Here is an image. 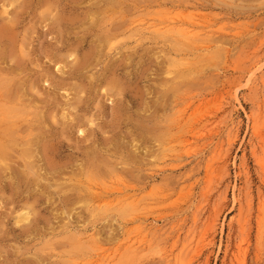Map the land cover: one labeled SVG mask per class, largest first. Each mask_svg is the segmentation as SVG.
<instances>
[{
    "label": "rangeland",
    "instance_id": "rangeland-1",
    "mask_svg": "<svg viewBox=\"0 0 264 264\" xmlns=\"http://www.w3.org/2000/svg\"><path fill=\"white\" fill-rule=\"evenodd\" d=\"M10 1L0 264H264V0Z\"/></svg>",
    "mask_w": 264,
    "mask_h": 264
},
{
    "label": "bare ground",
    "instance_id": "bare-ground-1",
    "mask_svg": "<svg viewBox=\"0 0 264 264\" xmlns=\"http://www.w3.org/2000/svg\"><path fill=\"white\" fill-rule=\"evenodd\" d=\"M105 1H106V0H105ZM108 1H110V0H108ZM98 2H99V1H98ZM10 3L13 4V3H14V0H11ZM16 5H17V4H16ZM4 11L7 12L6 9H4ZM11 12H12V10H11ZM99 12H100V11H99ZM8 14H9V11H8ZM13 14H14V13H13ZM13 14H12V15H13ZM108 14H109V13H108ZM111 14H112V13H111ZM115 14H121V13H115ZM95 15H96V14H95ZM103 15H106V14H103ZM112 15H113V14H112ZM15 16H16V15H15ZM108 16H109L108 19H110L111 16H110V15H108ZM92 17H94V16H92ZM100 17H101V16H100ZM89 18H90V17H89ZM98 18H99V17H98ZM106 18H107V17H106ZM83 19H84V18H83ZM90 19H91V18H90ZM100 19H101V20H104L103 18H99V20H100ZM115 19H116V18H115ZM56 20H58L57 17H56ZM96 21H97V20H95V22H96ZM57 22H58V21H57ZM80 22H81V21H80ZM90 22H91V21H90ZM103 22H104V21H103ZM115 22H116V21H115ZM97 23H98V21H97ZM120 23H122V21H121ZM87 24H89V23H87ZM90 24H92V22H91ZM100 24H101V23H100ZM114 24H115V23H114ZM83 25H84V24H83ZM98 25H99V24H98ZM88 26H89V25H88ZM115 26H116V25H115ZM83 27H87V25H86V26H83ZM165 27H166V26H165ZM172 27H173V26H172ZM172 27H171V28H172ZM93 28H94V27H93ZM114 28H115V27H113L112 29H114ZM157 28H158V27H157ZM159 28H160V27H159ZM159 28H158V29H159ZM84 29H85V28H84ZM110 29H111V28H110ZM120 29H121V32L123 33V32H124V31H122L123 29H122V28H120ZM158 29H155V31H157ZM164 29H165V28H164ZM179 29L181 30V31H180V34H179L181 37H188L190 34H192L191 29H189L188 27H183V28L181 27V28H179ZM160 30H161V29H160ZM160 30L157 31V32H158V33H161ZM176 30H177V29H176ZM112 31H113V30H112ZM165 31H166V30H165ZM167 32H171V31H169V29H168V31H166V32H164V33H167ZM172 32H174V31H172ZM109 33H110V32H109ZM158 33H157V34H158ZM107 34H108V33H107ZM107 34H106V35H107ZM115 34H116V33H115ZM167 34H168V33H167ZM167 34H160V35H163V36H164V35H167ZM97 35H98V33H97ZM99 35H100V34H99ZM101 35H102V34H101ZM110 35H112V34H110ZM180 36H179V37H180ZM101 37H102V36H101ZM107 37H109V34H108ZM112 37H113V36H112ZM95 39H96V38H95ZM99 40H100V39H99ZM110 40H111V39H110ZM101 41H102V40H100V43H101ZM105 41H106V38H105L104 42H105ZM107 41H108V40H107ZM94 42H95V41H94ZM94 42H92V43H94ZM109 42H110V41H109ZM98 43H99V42H98ZM102 44H103V43H102ZM95 45H96V43H95ZM97 45H99V44H97ZM103 46H105V45L103 44ZM97 48H98V47H97ZM103 48H104V47H103ZM99 51H101V50H99ZM70 55H71V54H70ZM100 55H101V54H100ZM74 56H75V55H74ZM97 56H98V54H97ZM94 57H95V56H94ZM73 58H74V57H73ZM75 58H76V57H75ZM76 60H77V58H76ZM76 60H75V61H76ZM77 61H78V60H77ZM71 62H72V61H71ZM69 64H70V61H69ZM79 64H80V63H79ZM79 64L77 65V67L82 68L83 66H80ZM70 65H71V64H70ZM73 65H74V62H73V64H72V67H73ZM75 65H76V64H75ZM81 65H82V64H81ZM116 66H117V65H116ZM61 67H62V66H61ZM63 67H64V65H63ZM63 67H62V69H63ZM70 67H71V66H70ZM77 67H75V68H77ZM117 68H118V67H117ZM83 69H84V68H83ZM70 70H71V69H70ZM75 71H77V70H75ZM172 75H173V74H172ZM175 76H176V74H175ZM172 77H173V76H172ZM170 79H172V78H170ZM175 80H176V79H175ZM106 81H112V80L109 79V80H106ZM113 81H114V80H113ZM169 81H170V80H169ZM105 83H106V82H105ZM111 83H112V82H111ZM113 83H114V82H113ZM115 83H117V82H115ZM115 83H114V85H115ZM170 83H171V81H170ZM167 84H168V83H166V85H167ZM175 84H176V83H175ZM177 84H178V83H177ZM110 85H111V84H110ZM106 86H107V85H106ZM120 86H121V85H120ZM168 86H169V85H168ZM109 87H110V86H109ZM115 88H116V86H115ZM167 88L169 89V87H167ZM173 88H174V90L176 89L174 86H173ZM107 89H108V88H107ZM110 89H113V88L110 87ZM110 89H108V90H110ZM168 89H166V90H168ZM172 90H173V89H172ZM110 91H111V90H110ZM110 91H109V92H110ZM112 91H113V90H112ZM120 91H121V89H120ZM122 92H124V91H122ZM167 92H169V91H167ZM110 93H112V92H110ZM116 93H119V89H118V91H116ZM14 94H15V93H14ZM166 94H167V93H166ZM15 95H16V94H15ZM112 95H113V93H112ZM120 95H121V94H120ZM124 95H125V94H124ZM167 95H168V94H167ZM81 97H82V96H81ZM115 97H116V96H115ZM75 98H77V97H75ZM75 98H74V100H75ZM80 99H81V98H80ZM80 99L77 98V100H80ZM74 100H73V102H76V101H77V100H76V101H74ZM71 101H72V100H71ZM82 101H83V100H82ZM68 104H69V103H68ZM76 104H78V103H76ZM78 105H79V104H78ZM13 110H16L15 107L13 108ZM63 114H64V113H63ZM65 114H67V113L65 112ZM63 116H64V115H63ZM65 116H67V115H65ZM89 119H90V118H89ZM88 121H89V120H88ZM92 121H93V120H92ZM138 121H139V120H137V122H138ZM137 122H136V123H137ZM76 123H77V122H76ZM78 123H79V122H78ZM85 123H86V122H85ZM90 123H93V122H90ZM138 123H140V122H138ZM132 124H133V123H132ZM135 125H136V124H135V122H134V126H135ZM137 125H138V124H137ZM140 125H141V124H140ZM144 125H145V124H144ZM147 125H148V124H147ZM134 126H133V127H134ZM138 126H139V125H138ZM138 126H137V127H138ZM17 127H18V126H17ZM141 127H143V125H142ZM141 127H140V128H141ZM150 128H151V127H150ZM141 129H142V128H141ZM143 129H144V128H143ZM145 129H146V128H145ZM158 129H160V128H158ZM17 130H18V129H17ZM86 130H87V129H86ZM11 131H12V130H11ZM11 131H10L9 134L13 136L14 134H12ZM14 131H15V130H14ZM146 131H147V129H146ZM15 132H16V131H15ZM137 132H138V131H137ZM160 132H161V131H160ZM91 133H92V132H91ZM138 134H139V132H138ZM140 134H141V132H140ZM142 134H144V133H142ZM142 134H141V135H142ZM12 136H11V137H12ZM30 137H31V136H30ZM27 138H28V137H27ZM31 138H32V140H33V137H31ZM142 138H143V135H142ZM6 139H7V138H6ZM10 139H11V138H10ZM24 139L26 140V138H24ZM145 139H146V138H145ZM37 140H38V139H37ZM6 141H8V140H6ZM13 141H14V140H12V143H13ZM9 142H10V141H9ZM28 142H29V141H28ZM28 142H27V143H28ZM30 142H31V141H30ZM32 142H33V144H36V143H34V142H35L34 140H33ZM27 143L24 142L25 145H28ZM13 144H14V143H13ZM14 145H15V144H14ZM22 145H23V144H22ZM25 145H24V146H25ZM31 145H32V144H31ZM34 146H35V145H34ZM31 147H32V146H31ZM6 148H7V145H6V144H4V143H0V155H3V154H6V153H7V149H6ZM18 148H19V147H18ZM92 148H93V147H92ZM92 148H91V149H92ZM135 148H136V147H135ZM19 149H20V148H19ZM25 149H26V146H25ZM27 149H28V150H29V149L31 150L32 148H30V146H29V148L27 147ZM89 150H90V149H89ZM89 152H90V151H89ZM94 152H95V151H94ZM7 154H8V153H7ZM29 154H30V152H29ZM85 154H88V152H87V153L85 152ZM31 156H32V155H31ZM31 156H29V157H31ZM3 157H4V156H3ZM32 157H33V156H32ZM4 158H5V157H4ZM33 159H34V158H33ZM1 161H2V160H1ZM1 161H0V163H2ZM32 161H34V160H32ZM28 162H31V159H30V161H28ZM3 163H4V162H3ZM32 163H35V162H32ZM1 165L3 166V164H1ZM3 167H4V166H3ZM5 167H6V166H5ZM5 167H4V168H5ZM7 167H9V166H7ZM7 167H6V168H7ZM125 200H126V199H125ZM130 201H131V200H130ZM127 202H128V201H127ZM127 202H126V203H127ZM130 203H133V200H132V202H130ZM130 203L128 202V204L126 205V207H124L123 209L128 208V205L131 206ZM86 205H87V204H85V206H86ZM133 205H134V204H133ZM31 207H32V206H31ZM33 215H34V214H33ZM31 217H32V215H31L29 209H25V208H24V209L18 214V220H19V221H25V220L28 221V220L31 219ZM261 226H264V223H262ZM139 241H144V238H140Z\"/></svg>",
    "mask_w": 264,
    "mask_h": 264
},
{
    "label": "snow or ice",
    "instance_id": "snow-or-ice-1",
    "mask_svg": "<svg viewBox=\"0 0 264 264\" xmlns=\"http://www.w3.org/2000/svg\"><path fill=\"white\" fill-rule=\"evenodd\" d=\"M57 67H59V66H57Z\"/></svg>",
    "mask_w": 264,
    "mask_h": 264
}]
</instances>
